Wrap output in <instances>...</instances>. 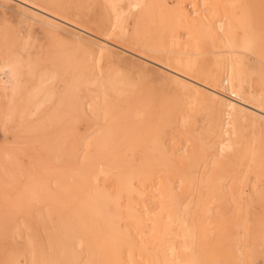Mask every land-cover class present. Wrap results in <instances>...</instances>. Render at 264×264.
Returning a JSON list of instances; mask_svg holds the SVG:
<instances>
[{
  "label": "bare ground",
  "instance_id": "1",
  "mask_svg": "<svg viewBox=\"0 0 264 264\" xmlns=\"http://www.w3.org/2000/svg\"><path fill=\"white\" fill-rule=\"evenodd\" d=\"M64 1L0 0L77 38L41 68L19 58L29 37L0 35L1 220L24 241L0 264H264L260 132L238 150L240 122L264 124V0H101V24L67 16ZM134 58L182 90L188 109L176 116L147 79L136 105L127 96L118 107L116 82L129 81L103 62ZM27 78L37 84L24 87ZM21 90L41 95L34 108L17 104ZM201 104L204 129L194 130ZM230 160L241 169L228 173Z\"/></svg>",
  "mask_w": 264,
  "mask_h": 264
},
{
  "label": "rangeland",
  "instance_id": "2",
  "mask_svg": "<svg viewBox=\"0 0 264 264\" xmlns=\"http://www.w3.org/2000/svg\"><path fill=\"white\" fill-rule=\"evenodd\" d=\"M64 4L65 5L63 8V12L71 18L74 17L75 19H78L83 24H87V23L101 24L103 17L105 15V10L101 0H71L69 3L65 2ZM8 32H13L14 34L17 35V37L20 40H24L25 38L29 37L30 43L25 47V49H23L20 52L19 58L36 59L37 57H39V61L43 62V64L40 63L41 68L44 67L46 63H49L51 60L56 59L58 57V53L62 49H68L69 47H73L75 46V44H77L76 42L77 38L74 36L72 30H63V29L51 30L47 26L40 24L37 21L31 20L30 22V19L26 15L22 14L14 3L0 4V35ZM4 44L5 43L2 40H0V51L2 50ZM78 48L79 49L77 50V54L86 53L89 50L88 43H84V42L83 45L79 46ZM208 56L209 55L202 56L205 64L209 63V61L207 60ZM0 60H1V55H0ZM135 61L137 63H135ZM134 64L137 67H135ZM103 65L104 68L110 67L116 69L117 79L121 77L122 78L127 77V80L129 81L128 83L120 82L118 80H117L118 82H116L115 86L117 88V91L121 95L120 100L116 103L118 107L125 106L126 103L125 99L127 96H130V98L133 100V106L136 105L137 102L135 100V97L137 98L138 96L141 95L143 96L142 92L138 91L137 88L138 86H140L141 80L144 81L147 79L145 82L148 81L150 83H153V86H155L156 88L159 87L158 89L163 88V90L167 93V95L170 98V102L172 104V108L176 116H178L181 112H185L188 109L185 93L179 88L175 87L173 84H171L165 75H159V74L156 75L152 70L145 74V67L143 66L142 61L139 58H134L133 60H129L121 63L106 61L103 62ZM90 71H91L90 69H87V72ZM14 79L15 77L11 76L6 80L8 81L9 84H11ZM36 84H37L36 81L31 80L29 78H27L22 82V85L24 87L27 85L29 86ZM53 89L56 90L55 88ZM57 89H61V87L59 86ZM156 90L155 89L149 90L148 91L149 93L146 92L144 93V95L149 94L150 98L156 97L153 92L151 93V91H156ZM27 98L28 95L24 93L23 90H21V92L16 96V102L20 107L22 108L27 107V109L30 110L38 104V102L41 99V95H36L35 97H32L30 101H28ZM44 107L45 106H42L41 108L44 109ZM197 109L199 111L198 119L193 128L194 130H201L204 129L205 115L207 111L204 104L197 106ZM64 111L66 118H69L70 120L74 119L73 118L74 113L71 111L70 108L66 107L64 108ZM76 112L78 113V111ZM45 117L46 118L44 121L50 123L51 125H57V123L59 122V118H57L55 115H48ZM77 123L80 126V129L82 131V136L84 138L88 140L94 137L92 122L88 118L84 116L81 117L79 114ZM240 123H241L240 125L241 133H240L239 145H238L239 154H242L248 150L251 141L254 138V131L260 132L259 133L260 137L257 139V144H259L262 148H264V146H262L264 145V124L261 123L260 125H254L250 121H241ZM1 138L2 136L0 133V140ZM84 138L83 140H85ZM83 140H79L78 147H80ZM77 154L78 155L81 154L80 149L77 151ZM244 158L245 157H241L240 161L241 162L244 161ZM238 163L239 162H237L236 160L226 161L225 162L226 171L228 173H233L236 170L237 171L240 170L241 167L238 166ZM251 176L253 175H250V177ZM246 188H248V186ZM150 205L153 206L154 202L151 201ZM1 214H2V205L0 204V228H3L5 230L3 237L0 238V250H1L0 252L4 255H12L23 249L24 241L22 238H18L17 236H13L9 233V231L11 230L10 224L12 221L11 220L2 221ZM260 250L261 253L264 254V245L260 247ZM220 253L221 255H225V256H234L235 249L231 246L229 247L221 246Z\"/></svg>",
  "mask_w": 264,
  "mask_h": 264
}]
</instances>
